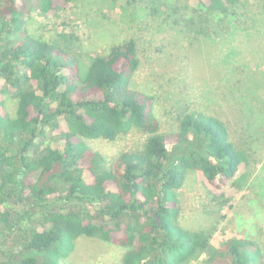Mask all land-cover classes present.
I'll list each match as a JSON object with an SVG mask.
<instances>
[{
	"label": "trees",
	"instance_id": "obj_1",
	"mask_svg": "<svg viewBox=\"0 0 264 264\" xmlns=\"http://www.w3.org/2000/svg\"><path fill=\"white\" fill-rule=\"evenodd\" d=\"M71 1L0 0V264H60L82 237L123 249L122 264H189L203 255L208 264H264L252 241L230 239L215 248L211 232L180 223L179 190L189 175L201 174L214 199L227 202L249 165L221 119L188 107L164 129L155 98L134 87L141 66L134 39L82 67L73 50L78 37L55 33L46 40L28 32L27 15L46 17ZM136 1L129 6L137 16ZM208 2L184 20L174 18L177 32H191L199 52L222 39L220 65L236 72L243 53L236 37L243 44L263 35L264 4L258 12L248 0ZM183 61L195 68L193 56ZM236 73L241 95L254 100L264 92V71ZM6 95L16 102L14 115ZM133 131L147 136L143 149L121 153L109 170L84 142ZM56 162L62 172L40 185Z\"/></svg>",
	"mask_w": 264,
	"mask_h": 264
},
{
	"label": "rangeland",
	"instance_id": "obj_2",
	"mask_svg": "<svg viewBox=\"0 0 264 264\" xmlns=\"http://www.w3.org/2000/svg\"><path fill=\"white\" fill-rule=\"evenodd\" d=\"M130 1L72 0L60 4L46 17L33 11L26 16L29 22L26 28L32 36L46 40H51L55 33L78 37V41L73 40V50L82 67L88 57L106 52L113 44L134 39L141 59L134 87L155 98L156 115L167 122L164 129L169 128L173 116L188 107L221 119L234 144L246 151L249 165L240 169L237 185L229 192L227 202L214 199L201 174L189 175L179 190L180 223L193 231L211 232L215 248L230 239L252 241L260 248L264 263V92L257 93L254 100L244 97L235 89L236 80H232L237 71L241 75L264 71V32L243 44V39L236 37L235 44H241L243 53L240 64L233 68L236 72L227 71L225 64L220 65L224 58L221 51L227 50L222 39L215 37L212 46L199 52L191 44V32H177L181 30L174 18L184 20L191 9L206 7L209 0H139L142 3L137 6V16L132 12L136 6H129ZM149 1L154 3L150 9ZM248 1L261 11L263 0ZM144 6L148 9L141 11ZM151 9L158 12L157 16L149 17ZM216 17L213 16L215 23ZM190 56L195 68L183 61ZM11 98L5 96V105L7 112L14 115L16 102ZM146 139L147 136L133 131L114 141L85 139L84 142L88 150L103 157L109 170L115 167L121 153L142 150ZM123 253V249L99 238L82 237L76 241L75 251L60 264H122ZM207 259L203 255L189 264H208Z\"/></svg>",
	"mask_w": 264,
	"mask_h": 264
},
{
	"label": "water",
	"instance_id": "obj_3",
	"mask_svg": "<svg viewBox=\"0 0 264 264\" xmlns=\"http://www.w3.org/2000/svg\"><path fill=\"white\" fill-rule=\"evenodd\" d=\"M62 170H63V165L61 162L54 163L52 168L44 173L43 177L41 178L40 185H43L54 174L61 173ZM153 216L155 217L156 221L160 223V219L157 217L155 213L153 214Z\"/></svg>",
	"mask_w": 264,
	"mask_h": 264
}]
</instances>
